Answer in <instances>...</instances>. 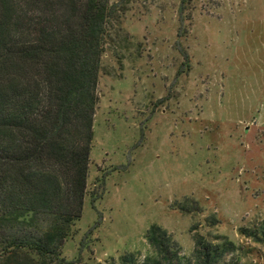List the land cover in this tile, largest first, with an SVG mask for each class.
Instances as JSON below:
<instances>
[{
  "label": "rangeland",
  "instance_id": "obj_1",
  "mask_svg": "<svg viewBox=\"0 0 264 264\" xmlns=\"http://www.w3.org/2000/svg\"><path fill=\"white\" fill-rule=\"evenodd\" d=\"M107 29L87 194L64 258L142 262L157 225L181 264H196L198 234L234 244L217 264H264L241 235L264 222V0H135Z\"/></svg>",
  "mask_w": 264,
  "mask_h": 264
},
{
  "label": "trees",
  "instance_id": "obj_2",
  "mask_svg": "<svg viewBox=\"0 0 264 264\" xmlns=\"http://www.w3.org/2000/svg\"><path fill=\"white\" fill-rule=\"evenodd\" d=\"M133 1L0 0V264H71L107 28ZM241 235L264 248V222ZM193 237L196 264L235 249ZM145 240L142 262L129 252L110 264L183 262L166 230L151 225Z\"/></svg>",
  "mask_w": 264,
  "mask_h": 264
},
{
  "label": "crops",
  "instance_id": "obj_3",
  "mask_svg": "<svg viewBox=\"0 0 264 264\" xmlns=\"http://www.w3.org/2000/svg\"><path fill=\"white\" fill-rule=\"evenodd\" d=\"M248 24H249L248 21L244 22V25H248ZM262 29H263V25H262ZM262 29H261V32H262ZM258 39L260 40L259 41V43H260L259 50L262 52V56H260V54H259L258 57H261L264 59V50H263L264 35H263V33L260 34V36H258Z\"/></svg>",
  "mask_w": 264,
  "mask_h": 264
}]
</instances>
